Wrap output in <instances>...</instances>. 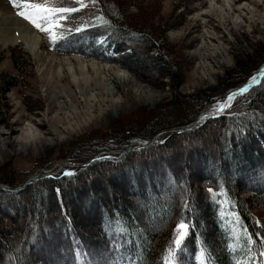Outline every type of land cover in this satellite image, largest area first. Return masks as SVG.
<instances>
[{
  "label": "trees",
  "instance_id": "1",
  "mask_svg": "<svg viewBox=\"0 0 264 264\" xmlns=\"http://www.w3.org/2000/svg\"><path fill=\"white\" fill-rule=\"evenodd\" d=\"M97 2L100 14L85 12L81 31L61 35L50 47L133 72L131 64L140 56L153 58V40L130 19L135 1ZM16 50L21 67L23 51ZM263 61L264 45H257L238 60L232 85L245 82ZM156 65L171 79V101L100 137L84 138L87 148L119 150L134 137L150 139L192 122L216 99L205 92L181 94L179 75L161 56ZM7 90L0 84V93ZM240 99H246L241 113L209 118L164 141L102 156L15 191L0 189V264L37 258L58 264H166L173 258L176 264H264V223L251 205H264V78ZM182 150L194 152L193 164L173 161ZM180 223L188 225V233L176 249Z\"/></svg>",
  "mask_w": 264,
  "mask_h": 264
},
{
  "label": "rangeland",
  "instance_id": "2",
  "mask_svg": "<svg viewBox=\"0 0 264 264\" xmlns=\"http://www.w3.org/2000/svg\"><path fill=\"white\" fill-rule=\"evenodd\" d=\"M134 1L130 19L140 24L136 31L147 34L156 46L149 52L153 58L143 61L140 56L131 64L136 72L93 56L53 49L50 45H55L59 39L53 42L39 29L36 30L42 39L36 56L30 54L22 43L0 46V84L8 89L0 93V184L10 185L5 181L9 178L15 183L10 186L15 187L31 174L52 169L63 161L86 162L95 153L92 147L87 148L85 139L100 137L105 131L122 127L145 109L169 103L173 87L171 79L158 72L156 63L160 56L167 67L179 75L178 91L181 94L190 96L205 92L216 98L205 103V108L220 102L242 84L232 85L239 75L235 73L238 60L252 53L257 45H264V0H229V6L218 1V5L227 8L228 17L215 11L208 0ZM48 2L57 6L75 5V0ZM84 3L87 7L69 14L68 19L60 22L63 27L56 31L63 37L80 27L85 12L89 11L91 15L101 13L97 0L95 4L89 0ZM246 4L252 9L242 8ZM21 10L13 3L5 4L0 7V15L18 14ZM203 32L210 37L200 47ZM84 44L89 47L88 42ZM17 48L23 51L21 67H17L15 60ZM92 62L98 64L96 69ZM80 63L87 64L86 71H82ZM263 63L251 72L248 79ZM107 64L113 65V69L108 70ZM70 66L75 67L76 78L69 72ZM119 69L129 74V78L123 77ZM237 99L226 115L242 112L246 99ZM171 129L158 131L154 136L162 133L157 143L172 135L174 131ZM139 138L134 137L130 142ZM182 152L173 159L174 162L182 161L187 165L195 162L194 159L192 162L193 151ZM105 155L112 157V154ZM75 168L67 164L61 173H71ZM101 186L102 182L97 184L98 192ZM251 195L247 192L245 197L251 198ZM251 205L264 223V205L259 201ZM91 232L93 234V228L89 234ZM26 264L58 262H44L37 258L33 262L27 260Z\"/></svg>",
  "mask_w": 264,
  "mask_h": 264
},
{
  "label": "bare ground",
  "instance_id": "3",
  "mask_svg": "<svg viewBox=\"0 0 264 264\" xmlns=\"http://www.w3.org/2000/svg\"><path fill=\"white\" fill-rule=\"evenodd\" d=\"M210 2V5L213 7L215 11L223 12V17H228L230 13H228L226 10L227 8L221 7V4L218 5V1L224 2L226 6L230 5L229 0H208ZM20 0H17V3H19ZM12 4V0H0V7L1 5ZM246 6V7H245ZM247 8L248 10L252 9V7L249 4L243 5L242 8ZM210 35L207 32H203L201 34V40L202 44L200 47L203 46L204 43H206V39H208ZM41 35L37 32L36 28L27 20H25L23 17H21L18 14H9V15H0V46H8L10 44L15 43H22L23 47L32 55L36 56L38 49L41 46ZM56 60H60L59 57H54ZM67 61H69V58H66ZM85 62V61H84ZM94 69L98 67V64L96 62H92L91 64ZM82 71H86L87 64L80 63L79 66ZM106 67L109 69H113V65L107 64ZM74 66H70L68 68L69 72L71 74H74ZM102 68V67H101ZM264 70V63L259 67L258 70H256L250 77V81H256L261 77V74ZM120 74L125 77L129 78V74H127L124 70L119 69ZM60 75H62L61 71L59 72ZM74 78L75 74H74ZM255 78V79H253ZM233 102L232 100H228V103L231 104ZM215 105V104H214ZM213 106V105H212ZM60 165H57L58 167ZM53 167L52 170H56ZM51 169V168H50ZM42 171V170H41Z\"/></svg>",
  "mask_w": 264,
  "mask_h": 264
},
{
  "label": "snow or ice",
  "instance_id": "4",
  "mask_svg": "<svg viewBox=\"0 0 264 264\" xmlns=\"http://www.w3.org/2000/svg\"><path fill=\"white\" fill-rule=\"evenodd\" d=\"M89 2L95 4L96 0H89ZM12 3L14 6L22 8L18 13L21 17L30 22L36 29L46 32L49 39L53 42L61 38V34L56 31L57 28L63 27L60 22L68 19L69 14L87 7L84 0H75V5L73 6H57L56 4L48 2V0H44V2H37V0H20L19 3H17V0H12ZM75 31L79 32L81 31V28L77 27L75 28ZM239 91L243 93L247 91V88H242ZM234 95L235 93L230 94L227 99L232 100ZM226 107H228L227 104H221L217 111H223ZM208 191L212 192L213 190L208 189ZM186 234L187 225L184 223L178 224L177 236L174 240L176 249L181 248ZM166 264H176L175 258H173V261L171 262H166Z\"/></svg>",
  "mask_w": 264,
  "mask_h": 264
},
{
  "label": "water",
  "instance_id": "5",
  "mask_svg": "<svg viewBox=\"0 0 264 264\" xmlns=\"http://www.w3.org/2000/svg\"><path fill=\"white\" fill-rule=\"evenodd\" d=\"M264 78V70L261 74V77L256 80V81H250L247 80L244 83H242L240 86H238L237 88L233 89L230 93H228V95L221 100L220 102H216L213 104V106H209V107H205L202 108V110L200 111V113L198 114V116L190 123L179 126V127H175L172 128L171 130L174 132H180V131H184L187 129H193L195 127H198L199 125H201L205 120L209 119V118H216L219 116H222L226 113V111L231 107V105L233 104V102L235 101V99L244 96L245 94H247L252 88L258 86L262 80ZM247 88V91L241 93L239 90L242 88ZM232 93H235L234 97H233V102L231 104L228 103V96ZM221 104H227L228 107L224 108L223 111H217V109L220 107ZM162 132L158 133L156 136H153L150 139H135L132 142H130V144L123 149H119V150H102L99 152H96L88 161L83 162V163H74V162H68V161H63L62 163H60V166L56 169V170H52V169H46L43 170L41 172H35L33 174H31L24 182H22L20 185H17L15 187H12L10 185H4V184H0V188L1 189H8V190H16L21 186H24L30 182H34L38 179L44 178V177H53V176H57V174L59 175V173H61V171L63 170L64 166L69 164L72 167H83V166H87L89 165L91 162H93L94 160L100 158L103 156V154H112V155H120L123 154L129 150L135 149L137 147H143V146H148L151 144H155L158 141V136L161 134Z\"/></svg>",
  "mask_w": 264,
  "mask_h": 264
}]
</instances>
